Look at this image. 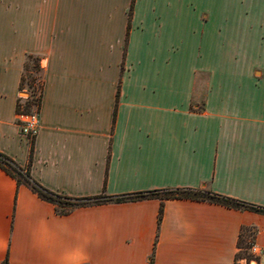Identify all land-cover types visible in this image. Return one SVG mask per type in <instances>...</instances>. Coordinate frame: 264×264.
Wrapping results in <instances>:
<instances>
[{
  "label": "crops",
  "instance_id": "crops-1",
  "mask_svg": "<svg viewBox=\"0 0 264 264\" xmlns=\"http://www.w3.org/2000/svg\"><path fill=\"white\" fill-rule=\"evenodd\" d=\"M69 1L0 0V153L71 198L203 188L264 207V0H224L221 14L120 0L114 27L109 13L90 31ZM216 34L221 74L197 59ZM29 60L41 73L33 139L16 116ZM200 69L212 71L203 91ZM60 210L0 168V264H264V252L236 257L248 230L264 250L259 212L158 197Z\"/></svg>",
  "mask_w": 264,
  "mask_h": 264
},
{
  "label": "rangeland",
  "instance_id": "rangeland-1",
  "mask_svg": "<svg viewBox=\"0 0 264 264\" xmlns=\"http://www.w3.org/2000/svg\"><path fill=\"white\" fill-rule=\"evenodd\" d=\"M120 0H70L69 1V7H71V9L74 11H82L85 12V17L87 19H84L85 21H88V25H86V29L87 30H91L94 27H98V23L103 24V22H106L107 26H108V18L107 14L112 13V18H111V28L114 27V23H113V18H117L115 15V10H117L120 5ZM178 2L180 3L181 1L178 0ZM177 2V3H178ZM172 4L169 1L167 2V0H157V2H155L154 4L156 5V7L160 8V9H164L165 4ZM30 4H33L30 2ZM40 9L45 10L47 9L45 4L36 3ZM144 4V3H143ZM146 4H151V3H146ZM153 4V3H152ZM198 4H200L201 7H205L208 11H211L213 13H222L223 10V5H224V0H210L209 2L206 1H198ZM37 7H35L34 9H36ZM91 13V14H90ZM106 14V17H105ZM91 15H94L95 17H91ZM113 19V20H112ZM115 21V20H114ZM220 21H222V19H220ZM96 25V26H94ZM88 31V32H89ZM87 32V33H88ZM92 33V32H91ZM90 34V33H88ZM201 37H207V35L201 34L199 35ZM216 38V45H215V49L214 50H206V49H200V54H198V61H199V65L202 68V65L207 63L208 59H212L214 58L215 60V73L216 74H221L222 71V62H223V48H222V41H223V35L222 34H216L215 35ZM89 42H93V40H89ZM28 69L25 74L26 79H25V85L26 88L28 89V93H29V99L28 102H32L37 104L38 101V97H39V90H40V80H41V73L39 72V68L37 66V64H35V62H33L32 60H29L28 62ZM197 73L199 74V78L196 81V87L199 91H203V90H207V82L209 80V77L212 73V71H208V70H197ZM204 100L201 97L199 100L196 101L197 105L199 107L202 106ZM24 177L22 176H17V179L19 182H23ZM165 193H158V195L163 196ZM250 231L248 230L247 232H245V235H247V237H243L244 238V242L243 245L244 246H248V248L240 250L239 253L241 255H252L249 251V246H250V242H249V237L250 236ZM250 262V261H249ZM253 264V262H252Z\"/></svg>",
  "mask_w": 264,
  "mask_h": 264
},
{
  "label": "trees",
  "instance_id": "trees-1",
  "mask_svg": "<svg viewBox=\"0 0 264 264\" xmlns=\"http://www.w3.org/2000/svg\"><path fill=\"white\" fill-rule=\"evenodd\" d=\"M0 168L5 170L7 173L12 175L17 179V176L24 177V181L28 183L31 188L43 199L50 201L57 206L61 207L60 212L66 213L68 211V208L82 203H97L100 201H115V202H122L126 200H134L139 198H146V197H158L161 200L165 199H191V200H198V201H208L212 203H217L220 205H223L225 207L234 208V209H246L251 210L255 212H259L264 214V207L255 205L252 203H247L244 201H240L237 199H233L231 197H226L217 193H214L213 191L209 189H203V188H184V189H162L157 191H150L148 193H138L134 195H122L117 197H107V196H96V197H86V198H71L65 195H61L52 191H49L39 184H37L35 181H33L28 174V171L24 168L18 166L13 160H11L6 155L0 153ZM18 181V179H17ZM165 193L163 196L158 195V193ZM103 197V199H102ZM163 210L162 202L159 207V215H158V221L161 218ZM244 238L242 235L239 236V239L237 241V247L240 250L248 248V246L243 245ZM237 258H245L247 262L250 260H256V257L253 255H241L239 252L236 254ZM2 264H7L6 261H4Z\"/></svg>",
  "mask_w": 264,
  "mask_h": 264
},
{
  "label": "built area",
  "instance_id": "built-area-1",
  "mask_svg": "<svg viewBox=\"0 0 264 264\" xmlns=\"http://www.w3.org/2000/svg\"><path fill=\"white\" fill-rule=\"evenodd\" d=\"M28 89L25 87L20 90L17 99V125L21 134L28 139H33L39 130V116L37 111V104L28 102L29 99ZM249 251L253 256H258L264 250L255 244H250Z\"/></svg>",
  "mask_w": 264,
  "mask_h": 264
}]
</instances>
